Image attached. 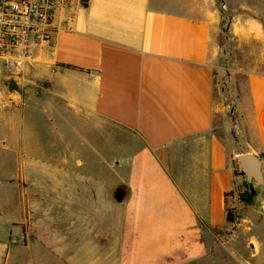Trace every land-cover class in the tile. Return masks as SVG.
<instances>
[{
    "label": "crops",
    "instance_id": "obj_1",
    "mask_svg": "<svg viewBox=\"0 0 264 264\" xmlns=\"http://www.w3.org/2000/svg\"><path fill=\"white\" fill-rule=\"evenodd\" d=\"M218 1L75 0L56 13L52 43L32 48L24 79L0 57V109L40 106L53 125L112 144L109 179L98 147L67 154L80 173L39 154L50 187L34 199L52 210L37 237L50 257L37 264H254L264 254L263 212L240 216L226 196L237 156L264 153V0ZM222 36L240 41V61ZM95 158L101 169L83 161ZM106 199L111 215L90 212Z\"/></svg>",
    "mask_w": 264,
    "mask_h": 264
},
{
    "label": "rangeland",
    "instance_id": "obj_2",
    "mask_svg": "<svg viewBox=\"0 0 264 264\" xmlns=\"http://www.w3.org/2000/svg\"><path fill=\"white\" fill-rule=\"evenodd\" d=\"M224 2V0H219L218 6L223 8ZM221 40L222 44L227 45L226 55L236 57L240 61L242 59L240 41L228 40L224 36L221 37ZM244 52H247L246 48ZM245 53L244 58L246 59L248 56ZM251 59H255V57L253 56ZM240 65L239 62L236 65L219 64V66L226 67V69H222L223 71H230L227 67L234 70ZM0 67H2L3 73H6L7 64L2 62ZM240 82L243 91L245 90V81L240 79ZM29 87V84L25 85V88ZM248 114L251 119V110ZM92 137H96L92 132L83 135L79 129L66 127L63 123L62 125H53L49 120L48 113L40 106L31 107V110L26 109L25 111L20 107L9 110L0 109V248L3 251L0 264H33V262L37 264V256L42 255L41 258L45 261L50 257L45 251L46 248L38 242L37 237L38 234L45 233L44 227L48 225V222L44 220L49 219V211L52 209L39 207V203L34 199V194L40 191L38 189L40 185L44 190L42 192L49 194L45 191L49 190L50 185L42 184L44 178L41 173L47 174V170L52 166L48 160H40L39 154L56 152L58 163H62L67 158L66 161L70 167L80 173L83 167L77 166V160L66 157L67 154L74 150L78 155L85 157L86 154H91L92 147L95 151L98 147L99 152L103 151L106 155L104 160L105 177L111 178L109 174H111L113 160L109 156L112 153V144L106 141L97 143L96 138ZM238 147L247 148V145L243 142ZM259 157L264 163V153ZM83 161L89 164V168H102V161L96 158ZM236 177L238 183L228 196V210L236 211L235 213L240 216L245 215V210L249 215V209L258 210L264 214V197L260 198V193L264 192V184L256 187L255 182L248 181L245 175ZM250 187L256 190V196L251 204H245L240 201V196L248 192ZM107 200L103 206L96 205L94 211L90 212H95L96 215L97 211L100 215L104 209V215H111ZM99 203L101 204L100 201ZM39 220L42 221L40 224ZM256 231L264 236L263 227H258ZM34 259L35 261H33ZM251 261H255L254 264L263 263L264 254L250 259Z\"/></svg>",
    "mask_w": 264,
    "mask_h": 264
},
{
    "label": "built area",
    "instance_id": "obj_3",
    "mask_svg": "<svg viewBox=\"0 0 264 264\" xmlns=\"http://www.w3.org/2000/svg\"><path fill=\"white\" fill-rule=\"evenodd\" d=\"M75 0H0V57L13 56V67L24 79L32 48L49 46L57 12Z\"/></svg>",
    "mask_w": 264,
    "mask_h": 264
},
{
    "label": "water",
    "instance_id": "obj_4",
    "mask_svg": "<svg viewBox=\"0 0 264 264\" xmlns=\"http://www.w3.org/2000/svg\"><path fill=\"white\" fill-rule=\"evenodd\" d=\"M236 160L240 168L244 171L248 181L253 180L256 187L264 184L262 162L258 156L251 153L240 154Z\"/></svg>",
    "mask_w": 264,
    "mask_h": 264
},
{
    "label": "trees",
    "instance_id": "obj_5",
    "mask_svg": "<svg viewBox=\"0 0 264 264\" xmlns=\"http://www.w3.org/2000/svg\"><path fill=\"white\" fill-rule=\"evenodd\" d=\"M234 166V176H243L245 175L244 171L240 168V166L237 164L236 161L233 163ZM231 193H227L226 196H229ZM256 196V190L252 187H250V190L246 193H243L240 196V201L245 204H251L254 201V198Z\"/></svg>",
    "mask_w": 264,
    "mask_h": 264
}]
</instances>
